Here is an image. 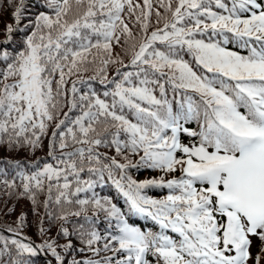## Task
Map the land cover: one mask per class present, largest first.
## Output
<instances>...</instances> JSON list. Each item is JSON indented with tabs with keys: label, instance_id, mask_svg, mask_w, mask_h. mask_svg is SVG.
<instances>
[{
	"label": "snow or ice",
	"instance_id": "1",
	"mask_svg": "<svg viewBox=\"0 0 264 264\" xmlns=\"http://www.w3.org/2000/svg\"><path fill=\"white\" fill-rule=\"evenodd\" d=\"M43 3L23 49L0 53V144L36 149L51 128L55 163L18 173V195L38 207L46 191L43 207L54 220L79 217L89 205L94 213L85 216L89 227L70 232L61 224L63 245L0 235V264H23L24 253L39 251L56 264H264V0ZM25 7L19 0L14 8L17 24ZM111 64L121 68L109 79ZM93 67L96 75L84 80ZM94 79L105 87L103 98ZM130 167L161 175L138 182ZM85 171L97 179L82 180ZM105 173L126 211L94 191L91 199H72L102 184ZM153 188L168 193L153 198ZM53 204L59 215L48 211ZM65 204L80 210L63 211ZM99 213L108 221L104 234L91 226ZM134 215L158 230L130 223ZM24 222L21 215L18 227ZM74 234L91 257L67 259Z\"/></svg>",
	"mask_w": 264,
	"mask_h": 264
},
{
	"label": "trees",
	"instance_id": "2",
	"mask_svg": "<svg viewBox=\"0 0 264 264\" xmlns=\"http://www.w3.org/2000/svg\"><path fill=\"white\" fill-rule=\"evenodd\" d=\"M3 15V16H2ZM7 22H10V20H8L6 14L4 13H1L0 14V37L3 35L2 32H3V27L5 26V24ZM113 55L115 56L116 53H115V50L113 51ZM115 64H111L109 66H114ZM108 66V70L109 72H111L112 70L110 69V67ZM4 65L2 63H0V68H3ZM87 73V72H86ZM85 74V73H84ZM83 75V74H82ZM87 78L89 77H92L91 75L89 74H86L85 75ZM89 83L91 84L92 81H89ZM62 118V117H61ZM52 129L50 128V131ZM11 148L10 146H8L7 143H4V144H0V150H1V154H3L4 156H7L9 157V155L11 156H17V157H27V156H35L37 155L36 153V150H30L28 152H26L25 150L24 151H18V152H11ZM20 149V148H19ZM37 152H40V151H37ZM19 193V192H18ZM17 193V198L15 196H4L1 194L0 192V218L3 220V218H6V217H9L12 215V212H9V209H12L14 210L15 209V206H14V203H13V200H11V198L13 199H18L19 200V207L20 210L22 211V213H25L24 212V205L27 206V208L29 209V211L31 212V216L24 222V224L26 225V227L30 228V229H35V230H39L41 229V227L44 229L45 226H47V230L48 232L49 231H52L53 229V225L51 222H49L47 220V216L44 214L45 212L42 211V208H43V204L40 203V196L38 195L37 199H38V204L39 206L38 207H35L31 200L27 199L26 197H21L19 196ZM22 203L24 205H22ZM42 206V207H41ZM42 211V212H41ZM9 219V218H8ZM7 219V221H9ZM45 220V222H43ZM5 222V223H9V222ZM19 224V223H18ZM56 230V229H55Z\"/></svg>",
	"mask_w": 264,
	"mask_h": 264
},
{
	"label": "rangeland",
	"instance_id": "3",
	"mask_svg": "<svg viewBox=\"0 0 264 264\" xmlns=\"http://www.w3.org/2000/svg\"><path fill=\"white\" fill-rule=\"evenodd\" d=\"M11 152H15V150L14 149H11ZM2 193L5 195V196H10V195H7L6 193V191H2ZM14 198V197H13ZM13 198H11V200H13V203H14V206H15V209L13 210V212H12V215L11 216H9V217H6V218H3V220L0 218V223H5L6 221H7V219L9 220V221H7V222H9V223H7V224H9V225H11V226H13L14 228H16L18 231H21L22 229L25 231V233H28L29 232V234L30 235H36V233H37V231H34V230H29L27 227H26V225L25 224H23V227L22 228H19L18 227V223H19V220H20V216L21 215H23L24 217H25V221L32 215L31 214V212L29 211V209L27 208V206L26 205H24L23 203H22V205H24V212L25 213H22V211L20 210V208H18L20 205H19V200L18 199H13ZM5 221V222H4ZM47 238V237H46Z\"/></svg>",
	"mask_w": 264,
	"mask_h": 264
}]
</instances>
